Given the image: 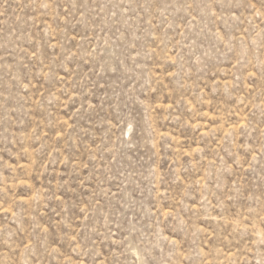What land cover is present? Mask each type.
Wrapping results in <instances>:
<instances>
[{
  "label": "rangeland",
  "instance_id": "rangeland-1",
  "mask_svg": "<svg viewBox=\"0 0 264 264\" xmlns=\"http://www.w3.org/2000/svg\"><path fill=\"white\" fill-rule=\"evenodd\" d=\"M0 264H264V0H0Z\"/></svg>",
  "mask_w": 264,
  "mask_h": 264
}]
</instances>
